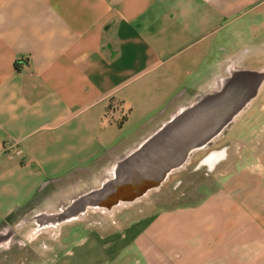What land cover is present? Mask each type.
<instances>
[{
	"label": "crops",
	"instance_id": "obj_1",
	"mask_svg": "<svg viewBox=\"0 0 264 264\" xmlns=\"http://www.w3.org/2000/svg\"><path fill=\"white\" fill-rule=\"evenodd\" d=\"M230 60L264 62V0H0V264H264V84L200 159L224 151L201 199L104 212L17 258L37 217L99 186Z\"/></svg>",
	"mask_w": 264,
	"mask_h": 264
},
{
	"label": "water",
	"instance_id": "obj_2",
	"mask_svg": "<svg viewBox=\"0 0 264 264\" xmlns=\"http://www.w3.org/2000/svg\"><path fill=\"white\" fill-rule=\"evenodd\" d=\"M226 73L217 90L180 108L137 148L116 161L97 188L80 194L55 213L42 215L43 226L36 221L37 226L57 228L80 219L89 209L112 213L160 190L173 174L185 169L195 153L209 150L223 137L264 84V70L229 65Z\"/></svg>",
	"mask_w": 264,
	"mask_h": 264
},
{
	"label": "rangeland",
	"instance_id": "obj_3",
	"mask_svg": "<svg viewBox=\"0 0 264 264\" xmlns=\"http://www.w3.org/2000/svg\"><path fill=\"white\" fill-rule=\"evenodd\" d=\"M232 62L233 61H231L230 66L233 65L235 69L245 68V69H250V70H255V69L262 70V71L264 70L263 61L261 62L260 65H257L258 67L256 68L248 67V65L244 63L240 64L239 61L235 62L234 60L235 63L234 62L232 63ZM225 76H227V73L225 74ZM212 91L214 90H211L205 93H211ZM196 99L197 98H195L194 101ZM239 120H241V118ZM239 120L238 122L241 124V121ZM235 127L236 125L232 126V128L226 132L225 136L227 139L232 137L233 132L234 133L236 132ZM222 138L216 141L215 144L212 147H210L209 150L195 153L191 157L190 162L185 167V169L173 174L169 178V180L161 187L160 190L149 193V195L143 198L140 201V203H138V205L142 206L143 209L159 210L163 208L172 207L173 205H175L174 202L176 200L183 201L184 203H188V202H192V201L194 202V201L201 199V197L205 193V191H203L202 189L203 188L202 184L214 181L215 176L213 174H207L205 168L196 169L197 165L200 162V159L203 158L207 152L212 151L213 149L222 146V143H224L222 141L223 140ZM71 196L72 194L69 195L70 198ZM138 205L133 207L134 210L136 208H139ZM52 206L50 207L51 210L54 209V206L53 207ZM123 208L125 209L126 207H120L117 210H120ZM104 212L105 211H100V210L95 211V210L89 209L86 215H84L80 219L75 220L71 223H66L64 225H70V224L79 223V222L84 223V222H89L90 220L92 221L96 219L105 220L106 219L105 216L107 214L105 215ZM52 213H55V211L50 212V213L48 212L47 214H52ZM106 213L109 214L110 212H106ZM36 221L38 223L41 222V220H36ZM64 225H60L57 228L44 227L42 229H40L37 226V224L35 225V223L28 226V228H33V229H30L31 231L29 230L30 234L28 235V240L30 242L29 241H28L29 243L27 242V246L23 250H20V249L18 250L17 258L18 259L31 258L34 261V263H38L39 261H41L43 258L46 257V252H44V249L47 248L48 246L56 244L59 238L60 228H62ZM28 228L24 229V231H27ZM17 230H19V228ZM20 232H22V230H19L18 232V236L16 237L17 241H20L22 239L24 240V238H22L23 235ZM55 255L56 253L51 256V259L56 258Z\"/></svg>",
	"mask_w": 264,
	"mask_h": 264
},
{
	"label": "flooded vegetation",
	"instance_id": "obj_4",
	"mask_svg": "<svg viewBox=\"0 0 264 264\" xmlns=\"http://www.w3.org/2000/svg\"><path fill=\"white\" fill-rule=\"evenodd\" d=\"M224 151H216L213 153H210L202 162V165H206L208 166L210 169H212L216 162H218V160L221 159L222 155H223Z\"/></svg>",
	"mask_w": 264,
	"mask_h": 264
},
{
	"label": "built area",
	"instance_id": "obj_5",
	"mask_svg": "<svg viewBox=\"0 0 264 264\" xmlns=\"http://www.w3.org/2000/svg\"><path fill=\"white\" fill-rule=\"evenodd\" d=\"M110 115L107 114V117H109ZM7 150H10V151H15L17 154H20L21 151L17 148H15V145L14 144H9L7 145Z\"/></svg>",
	"mask_w": 264,
	"mask_h": 264
},
{
	"label": "bare ground",
	"instance_id": "obj_6",
	"mask_svg": "<svg viewBox=\"0 0 264 264\" xmlns=\"http://www.w3.org/2000/svg\"><path fill=\"white\" fill-rule=\"evenodd\" d=\"M211 153H213V152H211ZM49 210H50V209H49ZM56 211H57V210H56ZM49 212H50V211H49ZM45 213H46V212H45ZM105 213H106V212H105ZM36 220H41V222H39V223H40L41 226H43V222H44V218H43V216H42V217H41V216H40V217H37ZM52 226H54V225H52Z\"/></svg>",
	"mask_w": 264,
	"mask_h": 264
}]
</instances>
